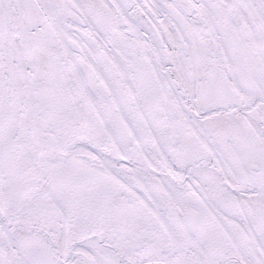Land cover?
Returning <instances> with one entry per match:
<instances>
[{
    "label": "snow or ice",
    "instance_id": "6c2138e0",
    "mask_svg": "<svg viewBox=\"0 0 264 264\" xmlns=\"http://www.w3.org/2000/svg\"><path fill=\"white\" fill-rule=\"evenodd\" d=\"M0 264H264V0H0Z\"/></svg>",
    "mask_w": 264,
    "mask_h": 264
}]
</instances>
